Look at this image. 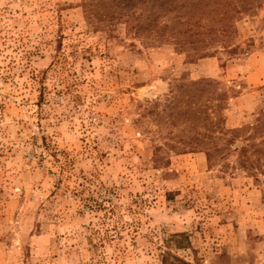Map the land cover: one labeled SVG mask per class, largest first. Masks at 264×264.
Segmentation results:
<instances>
[{"label": "rangeland", "instance_id": "374dc122", "mask_svg": "<svg viewBox=\"0 0 264 264\" xmlns=\"http://www.w3.org/2000/svg\"><path fill=\"white\" fill-rule=\"evenodd\" d=\"M83 1L0 0V264H160L167 248L191 264H264L260 186L225 169L233 156L170 149L190 131L163 107L177 81L211 79L226 128L254 122L264 0L233 18L235 55L193 61L87 18ZM180 233L188 249L166 240Z\"/></svg>", "mask_w": 264, "mask_h": 264}, {"label": "trees", "instance_id": "16d2710c", "mask_svg": "<svg viewBox=\"0 0 264 264\" xmlns=\"http://www.w3.org/2000/svg\"><path fill=\"white\" fill-rule=\"evenodd\" d=\"M255 0H85L87 18L99 15L109 24L122 20L128 34L142 38L145 44L171 43L174 50L190 61L212 56L221 49L235 55L236 29L232 20ZM93 7V9H92ZM167 96L164 109L170 110L167 122L172 127L188 129L190 135L177 136L167 145L174 152L203 151L209 165L226 156L234 162L225 169H242L260 186L264 204V109L253 123L228 129L220 114L226 94L211 79L177 81ZM184 99V102L182 101ZM181 102L185 107L181 106ZM159 111L156 113L158 114ZM159 149V146H155ZM155 158L158 156L155 153ZM158 157L157 160H161ZM66 165L69 164L65 160ZM62 169H64L62 167ZM177 250L188 249L183 233L168 235ZM166 241V242H167ZM219 258H222L220 256ZM160 264H191L163 250Z\"/></svg>", "mask_w": 264, "mask_h": 264}]
</instances>
